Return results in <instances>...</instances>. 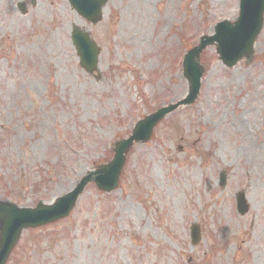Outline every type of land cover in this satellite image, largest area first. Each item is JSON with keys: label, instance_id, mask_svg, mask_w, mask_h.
Listing matches in <instances>:
<instances>
[{"label": "rangeland", "instance_id": "1", "mask_svg": "<svg viewBox=\"0 0 264 264\" xmlns=\"http://www.w3.org/2000/svg\"><path fill=\"white\" fill-rule=\"evenodd\" d=\"M237 14L238 0H106L90 25L67 0H0V200L51 202L108 161L138 119L185 95V50ZM73 24L100 47L91 75ZM201 60L198 97L130 150L117 188L86 186L67 217L22 230L6 264H264V22L250 63L226 68L214 46Z\"/></svg>", "mask_w": 264, "mask_h": 264}, {"label": "water", "instance_id": "2", "mask_svg": "<svg viewBox=\"0 0 264 264\" xmlns=\"http://www.w3.org/2000/svg\"><path fill=\"white\" fill-rule=\"evenodd\" d=\"M68 1L77 13L95 24L102 17V7L106 0ZM20 9L23 11L24 7L21 6ZM263 13L264 0H240L238 17L233 22L223 20L217 23L213 35L201 36L199 43L184 55L182 74L188 83L186 96L174 103L163 105L138 120L127 137L112 144V158L86 172L70 191L56 197L51 203L38 202L33 208L17 207L10 202L0 200V264H5L23 229L44 225L67 216L90 182L104 192L116 188L128 151L134 145L146 142L154 126L164 116L179 106L191 104L196 99L204 70L199 56L207 45L215 46L218 59L227 67H232L241 58H245L247 63L251 62L254 42L263 23ZM71 39L79 64L85 71L91 73L97 68L98 46L90 38L89 32L77 26H73ZM224 183L225 175L221 172L220 184ZM236 206L241 214L247 211L244 192L237 193ZM191 238L193 244L200 238L199 227L196 224L192 225Z\"/></svg>", "mask_w": 264, "mask_h": 264}, {"label": "bare ground", "instance_id": "3", "mask_svg": "<svg viewBox=\"0 0 264 264\" xmlns=\"http://www.w3.org/2000/svg\"><path fill=\"white\" fill-rule=\"evenodd\" d=\"M78 24H79V22H78Z\"/></svg>", "mask_w": 264, "mask_h": 264}]
</instances>
